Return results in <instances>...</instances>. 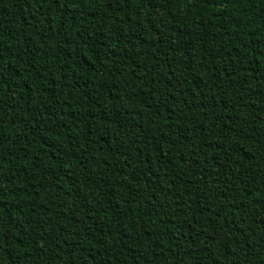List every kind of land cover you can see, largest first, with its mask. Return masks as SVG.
Wrapping results in <instances>:
<instances>
[{
    "label": "trees",
    "instance_id": "1",
    "mask_svg": "<svg viewBox=\"0 0 264 264\" xmlns=\"http://www.w3.org/2000/svg\"><path fill=\"white\" fill-rule=\"evenodd\" d=\"M0 264H264V0H0Z\"/></svg>",
    "mask_w": 264,
    "mask_h": 264
}]
</instances>
